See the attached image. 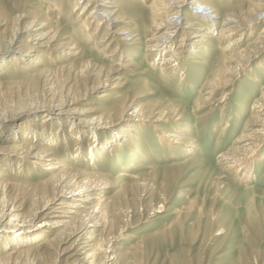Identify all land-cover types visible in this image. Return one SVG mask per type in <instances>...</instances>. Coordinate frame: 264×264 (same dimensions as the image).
I'll use <instances>...</instances> for the list:
<instances>
[{"label":"rangeland","instance_id":"374dc122","mask_svg":"<svg viewBox=\"0 0 264 264\" xmlns=\"http://www.w3.org/2000/svg\"><path fill=\"white\" fill-rule=\"evenodd\" d=\"M86 1L79 4L75 13H71L68 0H64L65 3L61 0H0V7L8 9V12L12 9V12L16 10L18 13L17 8L25 4L26 11H32V17L37 12L41 17L50 19L54 27H61L60 34L65 37L76 34L82 41L81 49L90 51L88 54L103 67L101 73L90 70L89 65H83L80 58L68 54L74 50L66 48V53L58 51L57 41L52 44L53 48L44 49L43 55L38 54L42 58L40 60L50 64L52 69L42 76L36 86L26 81L30 71L3 65L0 68V91L6 89L9 94L0 92V110L11 113L10 116L23 111H28V115L17 119L18 124L8 122L6 127L0 129V134L9 131L13 125L41 126L48 115V119L53 120L48 125L50 132L61 136L62 133H56L68 128L63 123L72 119L58 113L62 109L67 113L72 112L73 117L78 118L76 122L86 120L88 131H98V136L94 137L95 132L91 136L87 132L83 142L79 141L78 147L85 144L90 150V144L95 139L108 142L114 132L126 123L138 124L141 141L137 142L138 139L131 136L124 137L113 148L117 152L114 156H110L109 151L108 155L105 153L108 159L104 162V170L117 180V185L107 195L112 198V207L107 214L109 233L103 235V239H114L117 247L121 248L118 249V263L112 264H264V158L248 182L239 181V177L227 170L219 160L222 153L234 146L243 131L248 132L259 124L258 112H262V108L253 105H258L264 97V44L253 47L254 42L264 36V19L251 26L241 25L231 37L222 39V25L218 26L215 34L206 33L213 39L206 37L202 41L209 44V52L202 50L204 45L199 41L196 42L199 44L196 45L199 46L196 52L191 53L190 37L204 25L198 17H185L190 0L181 3L179 9L183 10L184 15H181L179 29L167 40L171 44L170 52H176L174 57L176 62L179 61L176 67L181 73H187V78L180 83L179 74L168 78L161 76L160 64L165 56H158L154 61L150 48L153 45L151 35L164 33L168 29L152 26L155 0H123L129 6L123 17L125 22H112L110 28L129 29L140 36L132 40L133 36L123 34V37L131 40H122L120 51H115L116 43L107 48L101 45L94 47L95 41L105 32L104 21L97 31L96 40L85 43L86 30L92 31L97 24L95 20L87 28L84 27L83 32L79 30L82 17L77 19V15L83 16L80 7ZM234 1L221 0V10L232 3L230 7L236 6ZM224 13L218 19L221 24L226 23L222 22L227 18V12ZM68 14L71 15L69 19L66 17ZM189 19L196 22L194 27H187ZM6 25L0 29V37L5 40L14 32L11 24L5 28ZM74 27L78 28L76 32ZM238 37L241 40L236 45L237 52L247 55L225 69L227 71L222 75L220 87L213 91L214 88L207 83L215 72L213 66L220 60V47ZM33 38L29 39L31 44L36 41ZM123 52H134L133 59L139 64L138 69L128 70L125 67L128 54L120 57ZM111 53L113 56H110ZM203 60L205 64L200 63ZM69 62L75 64L74 67L58 69ZM88 70L91 75H87ZM171 70L165 71L166 74H170ZM13 77L18 82H14L17 80ZM204 95L208 97L205 102L202 98ZM122 104L125 108H121ZM174 105H179L176 110L172 108ZM89 107H97L96 114L82 116V110ZM164 107L167 109L164 110L163 120L167 121L163 122H166L168 129L176 126L193 130L191 136L196 137L200 150L191 155L161 146L159 136L162 132L154 125L159 111ZM36 115L39 117H34ZM180 115L181 119L171 118ZM261 115L264 118V111ZM59 118L64 121L60 123ZM227 121L229 123L224 129ZM181 133L188 135L187 130ZM71 143L72 151L77 152V144L74 140ZM259 155L264 156V146ZM126 172L137 177L121 176ZM15 174L18 175V171ZM39 174L37 171L31 175L24 173L21 179L37 183ZM30 193L26 191L20 195L26 208L23 212H27L33 203ZM48 211L45 209L41 212L35 222L42 224L41 220ZM7 221L9 218L4 222ZM130 235L135 237L131 238ZM74 240L68 237L62 243L58 255L60 260L55 264H75L79 247L73 244ZM66 248L67 251H64ZM101 258L99 254V263Z\"/></svg>","mask_w":264,"mask_h":264},{"label":"bare ground","instance_id":"6f19581e","mask_svg":"<svg viewBox=\"0 0 264 264\" xmlns=\"http://www.w3.org/2000/svg\"><path fill=\"white\" fill-rule=\"evenodd\" d=\"M61 1L64 2V0ZM83 1L85 0H68L71 13H75L79 8V4L83 3ZM184 1L155 0L153 1L154 6L152 7L153 13L151 16L153 18L152 26L157 29L168 27L164 33L151 35L150 40L153 45L150 48L154 53V61L158 56H165L162 64H160L162 66L161 76L168 78L171 75L175 77L179 74L180 83L187 78V73L185 71L181 73L179 67H176L179 65V61L176 62L175 60L174 54L176 52H170L171 44L167 40L170 39L174 31L179 29L181 15H184L183 10L179 9V5ZM234 3L236 6L230 7L232 3L225 10L222 9V11L221 0H190L188 2L189 8L187 13H185V17H198L202 21V25H204L190 37V40H192L189 44L192 48L191 53L196 52L199 47H196V45H199L196 42L200 43L199 41L206 40V37L213 39V36L206 35V33L215 34L218 26L222 25L220 29V39H222L223 37H231L233 32L240 28L239 26L241 25L251 26L258 20L264 19L262 18L264 17V0H235ZM125 4L123 0H87L84 6L80 7L83 16L81 14L77 15V19L82 17V25L79 30L83 32L85 30L84 27L87 28L95 20L97 24L92 31L88 30L87 32L86 30L85 43L92 39L96 40L99 27L104 25L102 21L105 23V32L101 38L95 41V48L100 45L103 48H107L116 43L115 51H120L119 48L123 45L121 41L129 38L123 37V34L133 36L132 40L140 36V34L135 35L136 32H131L129 29L110 28L112 22H125L123 17L127 8H129ZM10 11L12 12V9ZM17 11L18 13L16 10L14 11L16 13H11L8 12V9L0 7V29L6 24L5 28L9 27L8 25L10 24L14 28L13 34L8 39L5 40L0 37V68L3 65H8L7 68L26 69L30 71L27 73L28 80L26 81L32 86H36L38 81L43 78L42 76L52 69L50 64H46V62L40 60L42 58L38 54L43 55V50L52 47V44L57 41L56 49L58 51L66 53V48L74 50L68 52V54L72 55V57L80 58L83 61L82 63H84L83 65H89L90 70H97L98 73H101L103 67L94 61L95 59H93L91 54H88L90 51L86 52V50L81 49L82 41L76 34L65 37L64 34H60L61 27L59 25L58 27L57 25L54 27L50 19L41 17L37 12H34V16L32 17V11L28 9L26 11L25 4L19 6ZM222 12H227V18L222 21L226 23L223 24H221V21H218ZM60 13L65 15V13ZM69 16L71 15H66L68 19L70 18ZM192 20H188L187 27H194L196 22ZM74 29L75 32L78 30L76 27ZM25 37L24 42L22 39ZM30 37H34L33 40H36L34 44L29 42ZM194 37L200 39L197 40ZM240 40L241 37L234 38L226 44L221 45L220 60L213 66L215 72L209 77L207 83V85L214 88L213 91L217 87H220L222 75L227 71L225 69L246 57L247 54L237 52L236 45L240 44ZM201 44L204 45L202 50H208L209 52V44L205 42ZM261 44H264V36L254 42L253 48ZM168 52L170 54L166 55ZM198 52L201 51L198 50ZM124 53L128 54V52H123L120 57H124ZM133 55L134 52H131L127 56L128 61L125 67L128 70L138 69L139 64L134 61L133 57L135 56ZM110 56H113V53ZM50 57L52 58V56ZM200 63L205 64L204 60ZM74 65L72 62H69L68 65L61 66L58 69H71ZM170 69H172L170 74H166L167 72L165 71ZM90 72L87 75H91ZM13 79L17 80L16 77H13ZM14 82H18V80ZM8 84L10 82L6 83V85ZM202 98L204 102L208 100L207 95H204ZM263 100L264 97L258 102V105L254 103L253 107L262 108L263 112ZM121 106L123 108L125 105L122 104ZM178 106L174 105L172 108L176 110ZM97 109V107L85 108L82 110L84 113L82 116L94 115ZM166 109L167 107H164V109L159 111V118H156L158 120H155L156 124L154 125L155 129L157 128L159 132H162L159 136L161 146L170 148L173 151H181L182 154L189 153L191 155L200 150L197 141H195L196 137L191 136L193 130L190 128V130L185 128V130L183 128L182 130L174 126L171 128L172 130L168 129L165 124L166 122H163L167 121L163 120L165 119L163 113ZM1 111L0 119L3 118V120L0 122V129L6 127L10 121L13 124H18L16 123L17 119H22L28 115V111L20 112V110V113L14 116H10L11 113ZM262 112H258L260 113L258 116L259 124L249 129L250 131L248 132L243 131L235 141V144H233L234 146L219 156L220 163L224 164L227 170L235 173L241 182H248L254 177V171L257 169L259 162H262L264 158V156L259 155L264 146V118H261ZM58 113L66 114L68 118H72L63 123L68 128L64 129L63 132L56 133H62L61 136L53 135L54 132H50L48 125L51 122L53 123V120L48 119V115L45 116V120L41 126L34 127L30 125L31 127H24L19 125L17 127L13 125L11 127L16 128V130L10 128L9 131L0 134V264H55V261L58 262L60 260L58 257L61 251L60 246L62 243H65L68 237L75 238L73 244H77L79 247V254L75 264H112L119 259L118 249L121 248L117 247V242L115 243L113 238V240L111 238L109 240L108 238L103 239V235L109 233L110 225L107 221V214L109 208L112 207V198L107 195L117 185L115 177L105 172L104 167L106 166L104 162L108 159V156H106L108 151L110 156H114L117 153L113 148L118 145L116 143L122 138L131 136L130 138L135 137L138 139L137 142L141 141L140 126L138 124L126 123L125 126L114 132V135H112L108 142L97 138L90 144L91 147L88 150V145L85 146V144L82 147H78L80 146L79 141L83 142L84 135L88 133L91 136L92 132H95L94 137L98 136V131H88L86 129L88 126L86 120L80 119V122H76L78 118L73 117L72 112L67 113L59 109ZM34 117L37 118L39 116L36 115ZM178 117L173 116L171 118L181 119L182 115ZM59 120L60 123L64 121L63 118H59ZM228 123L229 121L223 125L224 129ZM82 126L85 127L82 128ZM186 130L188 135L181 133ZM72 140L77 144V150H75L77 152L72 151ZM129 143L132 145V142ZM15 170L18 171V175L15 174ZM34 171L40 173L37 183L21 179V174L31 175ZM121 176L133 179L137 177L128 172L126 174L123 173ZM26 191H31L30 195L32 197L29 196L33 198V203L27 212H23L26 208L23 206L24 200L22 199L23 201H21L20 195ZM45 209H49V211L42 218V224L36 223L35 220ZM5 218H9V221L6 223L4 222ZM129 237L134 238L135 236L130 235ZM2 239L3 241L1 242ZM36 240L38 241L36 242ZM67 249H64V251H67ZM99 254L103 257L100 263L97 260Z\"/></svg>","mask_w":264,"mask_h":264}]
</instances>
